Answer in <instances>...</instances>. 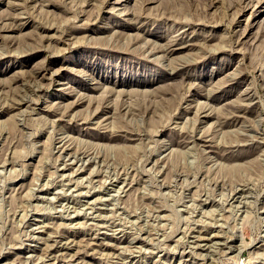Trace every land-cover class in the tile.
<instances>
[{"label": "rangeland", "instance_id": "obj_1", "mask_svg": "<svg viewBox=\"0 0 264 264\" xmlns=\"http://www.w3.org/2000/svg\"><path fill=\"white\" fill-rule=\"evenodd\" d=\"M251 4L0 0V264H264Z\"/></svg>", "mask_w": 264, "mask_h": 264}, {"label": "bare ground", "instance_id": "obj_2", "mask_svg": "<svg viewBox=\"0 0 264 264\" xmlns=\"http://www.w3.org/2000/svg\"><path fill=\"white\" fill-rule=\"evenodd\" d=\"M253 1V0H252ZM255 1V4H251V6L250 7H252V6H254V5H256V3H260L262 0H254ZM254 3V2H253ZM113 6V5H112ZM260 7V6H259ZM216 8V7H215ZM168 11V10H167ZM241 12V11H240ZM258 13H261V15L258 17V19L256 20V24L255 25H261V23H262V21H264V16H262L263 14H264V9L263 8H259V9H257V11L255 12V14L254 15H258ZM164 17V16H163ZM252 25V24H251ZM13 26V25H12ZM156 33V32H155ZM154 33V34H155ZM139 34V33H138ZM211 34V33H210ZM254 34V33H253ZM156 35V34H155ZM202 35H204V37H205V34L204 33H202ZM208 35V34H207ZM255 36V35H254ZM183 39V38H182ZM175 40V39H174ZM171 42H172V39L170 40ZM147 49V48H146ZM172 50V49H171ZM146 51V50H145ZM155 54V53H154ZM161 61V60H160ZM84 260V259H83Z\"/></svg>", "mask_w": 264, "mask_h": 264}]
</instances>
